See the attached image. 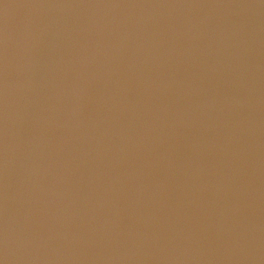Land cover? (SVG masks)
I'll return each instance as SVG.
<instances>
[{"label": "water", "instance_id": "obj_1", "mask_svg": "<svg viewBox=\"0 0 264 264\" xmlns=\"http://www.w3.org/2000/svg\"><path fill=\"white\" fill-rule=\"evenodd\" d=\"M0 264H264V0H0Z\"/></svg>", "mask_w": 264, "mask_h": 264}, {"label": "snow or ice", "instance_id": "obj_2", "mask_svg": "<svg viewBox=\"0 0 264 264\" xmlns=\"http://www.w3.org/2000/svg\"><path fill=\"white\" fill-rule=\"evenodd\" d=\"M4 249H5L4 232L2 229H0V251H3Z\"/></svg>", "mask_w": 264, "mask_h": 264}]
</instances>
